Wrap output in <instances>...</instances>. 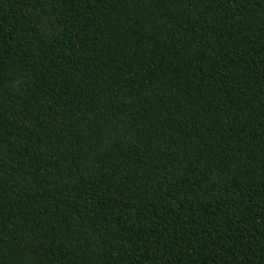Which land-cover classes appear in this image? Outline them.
I'll return each mask as SVG.
<instances>
[{"label": "trees", "instance_id": "trees-1", "mask_svg": "<svg viewBox=\"0 0 264 264\" xmlns=\"http://www.w3.org/2000/svg\"><path fill=\"white\" fill-rule=\"evenodd\" d=\"M0 264H264V0H0Z\"/></svg>", "mask_w": 264, "mask_h": 264}]
</instances>
